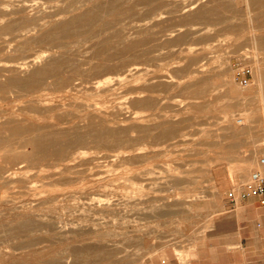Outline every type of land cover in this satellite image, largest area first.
Wrapping results in <instances>:
<instances>
[{
  "label": "rangeland",
  "instance_id": "rangeland-1",
  "mask_svg": "<svg viewBox=\"0 0 264 264\" xmlns=\"http://www.w3.org/2000/svg\"><path fill=\"white\" fill-rule=\"evenodd\" d=\"M16 1L0 0V26L22 19L38 33L73 12L121 7L112 24L51 43L23 47L17 31H0V84L9 64L43 52L62 53L58 76L69 77L32 93L0 87V264L186 258L264 156V0ZM29 125L61 130L62 153L38 156Z\"/></svg>",
  "mask_w": 264,
  "mask_h": 264
},
{
  "label": "bare ground",
  "instance_id": "bare-ground-1",
  "mask_svg": "<svg viewBox=\"0 0 264 264\" xmlns=\"http://www.w3.org/2000/svg\"><path fill=\"white\" fill-rule=\"evenodd\" d=\"M15 1V0H14ZM58 2H61L60 0H55ZM95 1V0H94ZM140 1V0H139ZM18 2V0L16 1ZM82 2V1H81ZM144 3V1H140V3ZM20 3V2H19ZM46 3V2H45ZM93 3V2H92ZM104 3V2H103ZM128 3V2H127ZM47 4V3H46ZM44 4V5H46ZM51 4V3H50ZM56 4V3H55ZM100 4V3H99ZM98 4V5H99ZM107 4V3H106ZM15 5V4H14ZM23 7H25L26 9L29 8H34L37 7L39 5H42V0H24L22 2ZM49 5V4H48ZM90 5V4H89ZM97 5V4H96ZM104 5V4H103ZM12 5L10 4V7ZM56 6V5H55ZM53 6V7H55ZM94 6V3H93ZM100 6V5H99ZM98 6V7H99ZM8 7V5H7ZM9 7V8H10ZM42 7H46V6H42ZM60 7V6H59ZM88 7V6H87ZM91 7V6H90ZM121 7V6H116ZM114 6H109V5H104V6H100L99 9L97 10L95 7L94 9H87V10H82L79 11L77 13H72L69 16H65L63 18H66L60 22H54V23H47L48 26H46V28L38 33V30L36 27V24H33V27H29V25L27 26V24L25 23V21H22L19 19L22 15H18V19L20 20V22L15 23L12 21H6L5 23H3L2 21V25L0 26V31L3 32H10L12 30L17 31V34H13L14 36H12V39L14 38H20L23 37V39L20 40V42L22 43L23 47H26L27 44H29L30 42H53L54 40L57 39L58 33L59 37L61 34H63V36H65L64 33H68L71 31V29L73 30L75 27L80 26V25H89L90 23H92L93 21L100 19L104 22V24H109L111 21L107 20L105 21V17L106 15H113V16H119L118 14H116L117 8ZM40 8V6H39ZM37 8V9H39ZM71 8V7H70ZM126 8V7H125ZM128 8V7H127ZM126 8V9H127ZM213 8V7H212ZM21 8H19L20 11ZM45 9V8H44ZM86 9V8H83ZM12 10V8H11ZM16 10V9H15ZM55 10V9H54ZM53 10V11H54ZM129 10V8L127 9ZM22 11V10H21ZM4 12V11H3ZM11 12V11H10ZM39 12V10H38ZM211 12V10H204L203 14L207 15ZM13 13V11H12ZM37 13V11H36ZM117 13H121V12H117ZM127 13V12H126ZM30 14V13H29ZM48 14V13H47ZM125 14V13H124ZM123 14V15H124ZM198 14V13H197ZM213 14V13H212ZM211 14V15H212ZM15 15V14H14ZM67 15V14H66ZM122 15V16H123ZM51 16V15H50ZM64 16V15H63ZM121 16V17H122ZM4 20L5 19V16ZM56 17V16H55ZM98 17V18H97ZM126 17V16H125ZM2 18V17H1ZM10 18V17H9ZM115 18V17H113ZM8 19V17H7ZM25 19V18H24ZM110 19V18H109ZM9 20V19H8ZM13 20V18H12ZM15 20V19H14ZM116 20V19H113ZM35 21V20H34ZM27 22V21H26ZM31 22V21H29ZM47 22V21H46ZM99 22V20H98ZM116 22V21H115ZM42 24V23H41ZM98 24V23H97ZM103 24V23H101ZM103 24V25H104ZM112 24V22H111ZM43 25V24H42ZM40 26V25H39ZM92 26V25H91ZM83 27V26H81ZM101 27V26H100ZM85 28V27H84ZM41 29V28H40ZM79 29V28H78ZM82 29V28H81ZM89 29V28H88ZM83 30V29H82ZM30 31H34L35 33H32L33 35L29 36ZM76 31V29H75ZM74 31V32H75ZM70 35V34H69ZM128 37V36H127ZM79 39V38H78ZM19 41V40H18ZM67 44V43H66ZM9 45V44H8ZM19 45V44H18ZM263 45H264V41H263ZM17 47V46H16ZM15 47V48H16ZM60 47V46H59ZM264 48V47H263ZM22 49V48H21ZM25 49V48H24ZM51 49V48H50ZM65 49V48H64ZM41 52V51H40ZM104 53V52H103ZM119 53V52H118ZM62 53H39L37 55H34L33 57L31 56L30 58L27 56L25 60L20 61L19 63H12L9 64V67L6 68L5 70L12 72V75L8 76L6 78V80L0 84V87H18L19 89L27 92V93H32L34 91H36L39 86L41 85V87L44 85L43 82L44 80L49 77H53L54 81L52 83H54L57 87L59 86H63L66 84V82H68V76H58V74L60 73V70L62 69L63 66H66V64L68 63V60L66 58H63ZM44 57H46V59L44 61L41 62V64H37V62L39 61V59H44ZM70 62V61H69ZM72 65V64H71ZM65 68V67H64ZM264 71V67L262 68ZM128 71L133 70L132 68H128ZM23 71L24 74L21 75H17L16 72H20ZM14 72V73H13ZM127 72V71H126ZM66 75V74H65ZM124 75V74H123ZM122 77V76H121ZM101 82L100 80H96L95 82V87H101ZM104 82V81H103ZM102 82V83H103ZM46 83V81L44 82ZM51 83V82H50ZM94 85V84H93ZM97 90V89H96ZM49 109H51V107H48ZM100 109V108H99ZM43 113V112H42ZM40 112V114H42ZM40 114L38 115L40 119H44L43 116H40ZM43 115V114H42ZM86 119H89V115H85L84 116ZM90 121V119H89ZM89 124V123H87ZM88 126V125H86ZM96 130V129H95ZM26 131H30L31 134L27 137V142L29 144H32L34 147H36L38 149V156H41L45 153V151L48 148H52L56 154L57 151L60 152V154L62 153V148L58 149V144L60 143L59 141L62 139V131H56V130H51L49 129V127H46L45 125H39V126H31L29 125L26 128ZM93 129L88 130L84 133H78L75 136V139L83 141L84 138L86 136H90L92 135ZM96 132L99 133V135L101 134L105 136V131H98L96 130ZM123 133V132H122ZM107 134V133H106ZM113 134V133H112ZM118 138V137H117ZM120 139V136H119ZM117 139V140H119ZM121 140V139H120ZM63 141V140H61ZM59 142V143H58ZM92 142V141H91ZM117 142V141H116ZM115 142V143H116ZM104 143V142H103ZM59 155V154H58ZM63 155V154H62ZM60 156V155H59ZM66 156V155H65ZM65 158V157H64ZM64 158H62L64 160ZM69 161V160H68ZM55 162V161H54ZM53 162V163H54ZM54 165V164H53Z\"/></svg>",
  "mask_w": 264,
  "mask_h": 264
},
{
  "label": "crops",
  "instance_id": "crops-1",
  "mask_svg": "<svg viewBox=\"0 0 264 264\" xmlns=\"http://www.w3.org/2000/svg\"><path fill=\"white\" fill-rule=\"evenodd\" d=\"M227 206L215 232L186 258L170 251L145 264H264V205L248 197Z\"/></svg>",
  "mask_w": 264,
  "mask_h": 264
},
{
  "label": "built area",
  "instance_id": "built-area-1",
  "mask_svg": "<svg viewBox=\"0 0 264 264\" xmlns=\"http://www.w3.org/2000/svg\"><path fill=\"white\" fill-rule=\"evenodd\" d=\"M242 86L248 85V80L241 79ZM259 168L255 169L250 176L248 183L241 188H235L227 193L228 201L235 204L239 199L256 197L264 205V156L258 159Z\"/></svg>",
  "mask_w": 264,
  "mask_h": 264
}]
</instances>
